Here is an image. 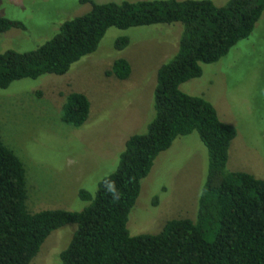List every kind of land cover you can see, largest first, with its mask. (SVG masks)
Listing matches in <instances>:
<instances>
[{"label":"trees","instance_id":"16d2710c","mask_svg":"<svg viewBox=\"0 0 264 264\" xmlns=\"http://www.w3.org/2000/svg\"><path fill=\"white\" fill-rule=\"evenodd\" d=\"M88 3L84 13L63 20L34 49L0 52V89L12 81L42 74L62 75L80 57L92 53L109 27L125 30L152 24H180L174 53L155 71L152 117L140 133L128 135L112 171L93 193L76 192L86 204L77 211L26 207L24 167L0 139V264H29L51 231L73 224L56 264H264V180L227 168L235 128L218 119L213 106L179 85L200 75V63H213L248 37L264 10V0H121ZM25 31L17 20L0 16V33ZM129 43L118 36L113 47ZM128 62L116 58L106 76L124 80ZM89 101L80 92L63 97L59 120L78 127ZM195 131L206 149L203 183L194 217L166 220L155 233L130 235L126 220L157 154L174 138Z\"/></svg>","mask_w":264,"mask_h":264},{"label":"rangeland","instance_id":"374dc122","mask_svg":"<svg viewBox=\"0 0 264 264\" xmlns=\"http://www.w3.org/2000/svg\"><path fill=\"white\" fill-rule=\"evenodd\" d=\"M211 1L222 5L226 0ZM88 9V3L78 0H0V16L25 26L24 32L0 33V52L34 49L63 20ZM179 31L177 22L125 30L109 27L96 49L64 74L21 78L0 89V139L23 164L29 211H77L86 204L78 200L77 190L93 193L96 182L114 168L127 136L143 132L152 117L155 71L174 53ZM118 36L129 40L121 50L113 47ZM116 58L129 64L124 80L104 74ZM200 69V75L181 83L179 90L208 101L218 119L235 128L227 168L264 180V10L247 38L218 61L200 63ZM69 92H80L89 101L88 116L78 127L59 120ZM206 162V149L195 131L174 138L140 180L127 215L128 233H155L166 220L192 219ZM73 230L74 225L67 224L51 231L29 264H56Z\"/></svg>","mask_w":264,"mask_h":264}]
</instances>
